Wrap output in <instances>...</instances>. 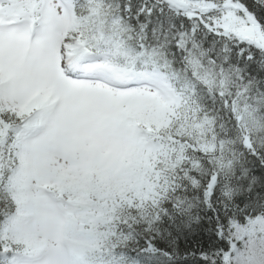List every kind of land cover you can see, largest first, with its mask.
Here are the masks:
<instances>
[{
    "label": "snow or ice",
    "instance_id": "obj_1",
    "mask_svg": "<svg viewBox=\"0 0 264 264\" xmlns=\"http://www.w3.org/2000/svg\"><path fill=\"white\" fill-rule=\"evenodd\" d=\"M0 264H264V0H0Z\"/></svg>",
    "mask_w": 264,
    "mask_h": 264
}]
</instances>
